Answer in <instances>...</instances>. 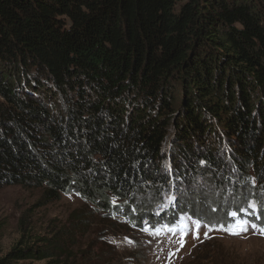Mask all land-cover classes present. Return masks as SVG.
<instances>
[{"label":"trees","instance_id":"obj_1","mask_svg":"<svg viewBox=\"0 0 264 264\" xmlns=\"http://www.w3.org/2000/svg\"><path fill=\"white\" fill-rule=\"evenodd\" d=\"M17 185L137 228L264 229V0H0V188ZM86 208L0 264H81Z\"/></svg>","mask_w":264,"mask_h":264},{"label":"rangeland","instance_id":"obj_2","mask_svg":"<svg viewBox=\"0 0 264 264\" xmlns=\"http://www.w3.org/2000/svg\"><path fill=\"white\" fill-rule=\"evenodd\" d=\"M192 189V197L199 198L200 187L193 185ZM40 196V189L20 185L0 188V257L17 244L24 229L29 234L51 235L69 225L74 209L87 206L94 223L70 248L81 264H264V235L251 225L246 232L231 235L202 223L197 229L196 222L183 215L175 226L137 228L123 218L93 210L75 193L43 206L37 205ZM17 264L48 262L24 260Z\"/></svg>","mask_w":264,"mask_h":264},{"label":"snow or ice","instance_id":"obj_3","mask_svg":"<svg viewBox=\"0 0 264 264\" xmlns=\"http://www.w3.org/2000/svg\"><path fill=\"white\" fill-rule=\"evenodd\" d=\"M254 207V205H253ZM231 215L235 218L238 216L237 212L231 213ZM197 229L200 227V222L197 221ZM252 227H256V225H251ZM221 230L230 233L231 235H240L242 232H246L248 228V221L246 220H237L231 227H224L223 225L220 226ZM169 231H173V229L169 228ZM261 235H264V229H260ZM156 234H159V230H157ZM206 234V233H205Z\"/></svg>","mask_w":264,"mask_h":264}]
</instances>
